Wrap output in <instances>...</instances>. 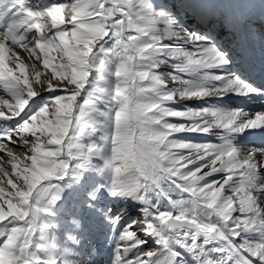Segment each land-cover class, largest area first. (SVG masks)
<instances>
[{
	"label": "snow or ice",
	"instance_id": "1",
	"mask_svg": "<svg viewBox=\"0 0 264 264\" xmlns=\"http://www.w3.org/2000/svg\"><path fill=\"white\" fill-rule=\"evenodd\" d=\"M255 100L264 0H0V264H264Z\"/></svg>",
	"mask_w": 264,
	"mask_h": 264
},
{
	"label": "bare ground",
	"instance_id": "2",
	"mask_svg": "<svg viewBox=\"0 0 264 264\" xmlns=\"http://www.w3.org/2000/svg\"><path fill=\"white\" fill-rule=\"evenodd\" d=\"M257 63H259V61H256V60H254V63L253 62H244V67H250V66H252V65H254V64H257ZM263 111V110H262ZM256 134V133H255ZM262 134H260L259 135V138L261 139V140H263V142H264V139L262 138ZM199 138H201V140L202 139H204V137L203 136H198V139ZM1 154H3V153H1ZM10 170V169H9Z\"/></svg>",
	"mask_w": 264,
	"mask_h": 264
},
{
	"label": "rangeland",
	"instance_id": "3",
	"mask_svg": "<svg viewBox=\"0 0 264 264\" xmlns=\"http://www.w3.org/2000/svg\"><path fill=\"white\" fill-rule=\"evenodd\" d=\"M11 66H13L14 67V65H11ZM30 71V73H31V69L29 70ZM263 108V107H262ZM264 110V109H263ZM196 139H198V136L197 137H195ZM199 140H201V138H199ZM203 140V139H202ZM8 149H5V151H7ZM11 150L17 155V156H21L22 155V152H21V150H20V148L19 147H11ZM0 155H3V154H1L0 153Z\"/></svg>",
	"mask_w": 264,
	"mask_h": 264
}]
</instances>
